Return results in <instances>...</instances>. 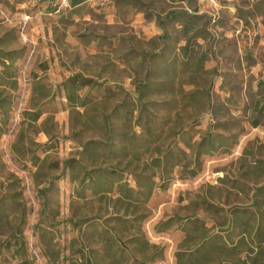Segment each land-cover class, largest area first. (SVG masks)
<instances>
[{"label":"rangeland","instance_id":"374dc122","mask_svg":"<svg viewBox=\"0 0 264 264\" xmlns=\"http://www.w3.org/2000/svg\"><path fill=\"white\" fill-rule=\"evenodd\" d=\"M69 1L51 12L46 0H0V264H195L202 235L223 238L211 254L223 264H264L255 222L242 233L232 217L264 187V0ZM185 14L197 17L186 55ZM75 76L89 84L75 93L88 114L67 99ZM194 90L210 103L188 104ZM113 108L114 143L134 137L143 149L109 192H96L65 162L75 166L86 141L107 142L102 119L88 117ZM206 132L229 151L198 166L185 143L194 149ZM176 147L188 154L180 166L150 167Z\"/></svg>","mask_w":264,"mask_h":264},{"label":"trees","instance_id":"16d2710c","mask_svg":"<svg viewBox=\"0 0 264 264\" xmlns=\"http://www.w3.org/2000/svg\"><path fill=\"white\" fill-rule=\"evenodd\" d=\"M48 2V7L52 8V4L55 0H46ZM85 0H70L69 4L71 7L78 6L82 4ZM55 8L51 9V12L55 11ZM179 13H171L169 15V19L176 18V16ZM197 17H194L192 15L185 14L184 18L182 20H179L181 23V32L183 34V37L185 38V44L182 47V52L184 55L188 54L190 52V42L193 39V37H188L189 31L191 28H193V25L195 24V20ZM164 24L159 23V26H162ZM163 38V37H162ZM0 55H4L3 52L0 51ZM10 55V54H7ZM157 58L161 59L162 55H157ZM199 64L203 62V58L198 59ZM80 77L75 76L68 79V82L65 83L64 89L68 92L67 99L71 105L78 104V107L84 108L85 114L87 113L88 109H85V103L83 101H78L75 98V93L79 89L83 87H87L88 83H81L79 84ZM147 80V78H146ZM85 82V81H84ZM149 81H144L142 84L139 85V88H137V94L134 98L139 99L143 96L142 88L146 87V83ZM157 89H160L163 87V83L157 82ZM264 85V83H259V86ZM189 96V102L188 104L193 105L197 102L198 98H201V100L205 99V102L210 103L209 93L202 90H194L190 93H188ZM0 100V105H1ZM134 100L129 98L128 100L122 99L121 104L123 107L122 111L125 108V116L124 114L121 115L122 118H128L130 112L129 109L130 104H134ZM140 109L137 112L138 117H140V114L145 107L141 102H139ZM255 105V108H257ZM1 107V106H0ZM77 107V106H76ZM121 111V112H122ZM258 113L260 115H264V107L257 109ZM84 113V112H83ZM114 116H120L118 113V108H113L112 113L110 115H105L104 113H99L98 117H94V115L89 116L91 122H93V119H102V129L104 130V133L107 135V142H99V141H86L83 144L79 145V150L75 153V156L73 159H71V163L73 161V164L75 166H71L70 161L65 162V166L67 165L69 172L73 174V172H76V169H80L83 172V178L80 180L84 183L94 184L95 185V191L98 190H104L105 192H109L110 188L112 187V184L117 183L118 181L123 178L124 174L128 173V170L131 165V161L138 162L140 160V149H143L140 145H137L134 143V137L132 139L130 138H121L119 139L118 144L114 143L116 139V134H114L113 127V119ZM254 127H257L259 125V119L254 121L253 123ZM150 134H153L152 132ZM125 135V134H124ZM225 138L222 136H218L212 134L211 132H206L198 144H196V147L193 149L190 147L189 142L185 143V147L191 151V158L194 160V162L200 166V157L202 155H213L215 153H218L220 150H223V152H228L229 148L227 145H225L224 142ZM146 149V148H144ZM158 150V149H157ZM158 155L157 157H154L151 161L152 168H157L158 172L160 174H164L167 172L168 169H173L175 167L180 166L181 159L187 160L188 154L183 149L176 147L175 150H171L167 148L166 150L160 152L157 151ZM87 164V165H86ZM187 163H185L186 166ZM90 167L89 170L86 169V167ZM71 167V168H70ZM77 167V168H76ZM198 169L191 171L189 175L191 177H194L197 175ZM256 172H259L260 174L264 172V168L261 166L256 167ZM152 176V175H149ZM143 177V182H139V186H143L145 189L148 188L145 186V182H147L148 177ZM151 180V179H150ZM222 181V180H221ZM153 182V181H152ZM148 183V182H147ZM148 190V189H147ZM145 197H147L150 194V191H144ZM141 194V193H140ZM130 195V193H129ZM128 195V196H129ZM254 198L252 199V207H249L248 209H245V212L236 211L232 213V217L235 218V220L240 219V223L237 225L241 228H244L242 233H246L245 230L247 226H249V219H252L255 222V225L257 224L256 234L255 236L258 238V240H264V210L260 211V207L264 208V187L258 188L253 193ZM204 208H207V205H205ZM127 209V207H126ZM239 215L241 216L239 218ZM234 222V221H233ZM170 221L166 222L164 225L169 226ZM114 230V229H112ZM223 238H221L218 235L214 236H206L202 235L201 238L198 240V242L193 246L191 249V254L189 255L190 261L195 262V264H199L203 261H212L214 264H223V259L217 257H212L211 254L214 252L215 249H218V244H222L224 247V243L222 241ZM223 262V263H222ZM89 264V263H87ZM184 264H187L184 263Z\"/></svg>","mask_w":264,"mask_h":264},{"label":"crops","instance_id":"0c3cea01","mask_svg":"<svg viewBox=\"0 0 264 264\" xmlns=\"http://www.w3.org/2000/svg\"><path fill=\"white\" fill-rule=\"evenodd\" d=\"M262 209H264V208H262ZM256 228H257V224H256ZM255 233H256V229H255ZM258 244H259V247L264 246V240H260Z\"/></svg>","mask_w":264,"mask_h":264}]
</instances>
